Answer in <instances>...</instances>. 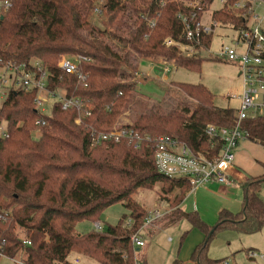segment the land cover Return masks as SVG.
I'll use <instances>...</instances> for the list:
<instances>
[{"label":"trees","instance_id":"obj_1","mask_svg":"<svg viewBox=\"0 0 264 264\" xmlns=\"http://www.w3.org/2000/svg\"><path fill=\"white\" fill-rule=\"evenodd\" d=\"M6 1L9 7L0 14V66L14 62L30 70L33 62L40 61L52 74L51 90L82 97L92 106V115L78 126L74 122L78 111H64L56 103L51 115L44 116L46 124L37 126L41 115L34 108V91H12L5 99L0 108V128L3 124L7 128V137L0 133V250L6 258L22 264H73L76 257L100 264H135L137 249L130 237L144 226L148 212L134 196L158 185L163 195L180 190L168 214L169 223L186 217L206 235L193 252L199 264L224 262L205 253L220 228L252 234L264 227V202L259 196L264 176L241 184V210L222 209L216 225L210 226L196 212L182 214L180 204L190 190L189 180L168 178L156 168L153 140L169 136L215 158L222 143L208 137L206 126L236 125V110L216 106L215 96L204 85L177 83L195 102L193 108L180 103L162 111L159 104L132 123L118 121L136 97L135 84L126 81L131 76L126 67L137 69L140 62L131 64L130 51L142 60L156 57L191 71L199 70L206 58L215 59L205 51L210 36L191 57L163 45L166 36L182 39L180 15L192 16L194 10L186 5L191 0H0ZM203 1L211 5L215 0ZM253 1L225 0L211 19L223 28L246 30ZM239 2L245 6L237 8ZM204 11H194L197 20ZM94 13H104L108 23L118 16L124 22L115 31L101 29L91 18ZM117 31L128 33L118 35ZM63 56L88 58L79 66L88 75L87 88L76 87V77L58 68ZM117 122L153 140L138 150L126 141L92 148V131L109 132ZM242 125L250 141L264 146V116L249 118ZM35 132L41 135L36 137ZM118 203L130 212L132 227L119 223L87 234L75 231L81 221L100 222V215Z\"/></svg>","mask_w":264,"mask_h":264},{"label":"built area","instance_id":"obj_2","mask_svg":"<svg viewBox=\"0 0 264 264\" xmlns=\"http://www.w3.org/2000/svg\"><path fill=\"white\" fill-rule=\"evenodd\" d=\"M215 1H219L223 6L225 4V0ZM244 3L239 2L235 6L241 8L245 6ZM254 4L255 1L252 2V7L248 9V13L256 21L255 24L250 25V20L247 19V29L241 32L236 31L238 36L230 45L222 43L218 49H214L216 37L219 36L217 31L221 25L211 18L208 22L202 20V18L200 20L196 19L194 11L203 10L210 6L203 0H191L186 4L194 10L190 18L180 15L184 24L181 34L182 39L177 40L166 36L163 42L166 48H177L181 56L191 57L198 52L199 47L203 46L204 39L210 36L212 41L205 48L207 54L218 61L236 63L240 67L239 76L242 79V90L237 96L239 107L236 110V125L232 128H226L208 124L205 129L208 137L222 143L217 157L209 158L202 152H194L182 142L169 136H161L155 140L150 139V136L141 135L133 128L124 127L119 122L109 132L92 131L90 136L91 147L95 148L109 142L120 143L126 141L134 149L138 150L144 144L153 140L154 159L158 172L168 178L188 179L189 184H191L190 192L210 185L225 189L236 187L239 182L234 174L242 173V171L235 165L236 156L234 151L242 140H249V132L242 123L249 118L264 116V16L260 18L254 15ZM8 7L9 3L7 1L0 2V14L2 9L6 10ZM155 24V21L152 20L150 27L153 28ZM82 61H88V58L63 56L58 60L57 65L66 75L76 77V87L87 88L88 75L79 70ZM151 61L153 62L152 64H168V62L160 58H153ZM0 69L5 71L1 79V84L4 88L2 92L0 91L1 95L7 98L12 91L35 92L34 108L41 115V118L36 121L37 126L46 124L44 116L51 115L53 106L56 103H60L64 111L72 109L78 111L74 119L75 124L78 126L83 125L85 118L92 115V106L88 100L82 97H68L59 89H50L49 82L52 79V74L40 61L33 62L30 70L19 68L14 62L1 65ZM165 69L166 71L168 70L166 67ZM136 75L137 78L143 76V74L139 73ZM6 129V124H3L0 128V133L3 137H7ZM169 210L170 203L166 200L161 201L156 208L149 211L143 227L153 226L165 217ZM122 225L130 228L133 225V221L129 218ZM95 226L97 231H103L105 228L101 222H96ZM140 231L141 229L132 233L130 237L137 251L146 246ZM24 243L30 244L29 242ZM3 254L0 250V257H5ZM11 261L22 264L13 259ZM80 261L81 258L76 257L72 260V263L79 264ZM135 264H144V262L138 261L137 254ZM222 264H229V261H224Z\"/></svg>","mask_w":264,"mask_h":264},{"label":"rangeland","instance_id":"obj_3","mask_svg":"<svg viewBox=\"0 0 264 264\" xmlns=\"http://www.w3.org/2000/svg\"><path fill=\"white\" fill-rule=\"evenodd\" d=\"M102 4V3H100ZM223 5L219 1H214L202 14V20L209 21L214 11L219 10ZM254 15L258 17L264 16V0H256L254 4ZM104 13H94L91 16L93 22L101 29L108 28L109 30H116V27L122 25L124 22L121 16H118L112 23H108L107 17ZM249 24L254 25L256 21L251 18ZM117 31V34H126L128 31ZM86 32L82 33L86 36ZM216 42L214 49H218L220 44L230 45L238 36V33L231 28H219L217 31ZM124 36V35H122ZM131 63L137 66L140 62L141 69L148 73L150 77L143 82L137 78L139 72V65L137 69L126 67V72L130 74L127 78L128 83H134L136 88V97L130 108L119 117L120 123H132L136 117L143 113L154 112L159 104L162 111H168L171 106L176 104H184L187 107H195V102L185 95L178 87L177 83L184 84H202L208 91L215 96V104L220 108H232L237 110L239 107V100L237 96L242 90V79H240V67L236 63H229L218 61L215 59H205L202 61L199 70L191 71L185 68H178L173 63L158 64L152 69L153 62L151 60H142L135 52L130 51ZM156 59V57H154ZM142 60V61H140ZM165 67L168 69L166 71ZM152 69V70H151ZM4 70L0 69V91L4 88L1 84ZM167 76V80L163 77ZM138 80V81H137ZM6 97L0 94V108L2 107ZM171 105V106H170ZM38 137V132L33 133ZM235 153V165L243 170L248 178H257L264 176V146L250 141L248 139L242 140ZM240 178L238 174L236 176ZM241 188L239 184L236 188L230 189L229 193L223 194L217 192L220 198H225L232 202V205L238 206L243 203L244 190L241 188V200L238 197V189ZM180 190L174 191L168 195H163L158 185L153 190H139L134 198L145 208V211L154 209V203L161 201H168L170 209L172 204L179 198ZM259 196L264 202V182L261 183ZM200 215L203 220L209 224H214L217 216L215 210L212 212L199 208ZM171 210L168 211V214ZM211 212V213H210ZM166 215L150 229L141 228L140 235L144 239L146 246L137 251V258L139 262L146 259L147 264H174L175 262L191 260L192 253L196 246L205 241L206 235L199 227L194 226L192 222L183 217L176 223H169V215ZM201 217V218H202ZM130 218V212L120 203L107 208L99 218V221L104 226L124 224ZM205 221V222H206ZM216 225V223L214 224ZM159 226L157 229L152 227ZM95 222L81 221L76 225L75 231L79 234H87L95 230ZM23 235V231H20ZM206 255L215 260L229 261V264H264V227L257 233L244 234L232 227L220 228L216 231L213 239L209 242L205 251ZM80 256V255H78ZM82 257V256H81ZM0 264H14L6 257H0ZM79 264H100L95 260L88 258H81ZM192 264H194L192 262Z\"/></svg>","mask_w":264,"mask_h":264},{"label":"crops","instance_id":"obj_4","mask_svg":"<svg viewBox=\"0 0 264 264\" xmlns=\"http://www.w3.org/2000/svg\"><path fill=\"white\" fill-rule=\"evenodd\" d=\"M157 63H159V62H157ZM157 65L158 64H153L152 69H154L155 66H157ZM138 73L139 74H143V80H142L143 82L146 80V78H149L150 77V72L145 73L141 69V66L140 65H139V72ZM141 78L142 77H140L139 79H141ZM163 78H164V80H167V76L166 77L164 76ZM237 168H239V167L237 166ZM239 169L242 171V173H235L234 174L235 177L238 174L240 175V178H237V180H238L239 183L236 185V187L239 184H243L246 181H248V178H249V177H247L245 175V173L243 172V170L241 168H239ZM236 187H233V188H236ZM233 188L225 189V188H222V187L220 188V187H218L216 185H210L208 187L206 186V188H199V189H197L194 192L188 191L186 193V195H185L182 203L180 204V208H181L182 214L185 215L187 213H190L191 214V212H196L200 217H202L200 215V213H199L200 212L199 208H204L205 210H209L211 212H212V209H213V210H215V215L217 216L216 220L214 221L216 223L217 220H218L219 212L222 209H227V210H230V211H232L234 213L239 212L241 210V208H242V204H241V206H240V204L238 206H234V205H232V202L231 201H228L225 198H220V196L217 194V192L223 193V194H227V193H229L230 189H233ZM240 189L241 188L238 189V197L241 196ZM239 199L241 200V197ZM158 205H159V203H154V208H156V206H158ZM181 219H182V217H181ZM181 219H179V220H181ZM201 219L203 220V217ZM205 223L208 224V225H210V226H212V225L215 224V223L214 224H209V223H207V221ZM170 224H173V223H170ZM157 227H159V226H155V227H152V228L156 230ZM146 228L147 229H150L149 227H146ZM190 259L191 260L182 261L181 264H192V262L194 264H199L198 263V261H199L198 259L197 260H194L193 259V253H192V258H190ZM143 262H144V264H147L146 263V259H144Z\"/></svg>","mask_w":264,"mask_h":264},{"label":"water","instance_id":"obj_5","mask_svg":"<svg viewBox=\"0 0 264 264\" xmlns=\"http://www.w3.org/2000/svg\"><path fill=\"white\" fill-rule=\"evenodd\" d=\"M0 19L2 20L3 19V16H0Z\"/></svg>","mask_w":264,"mask_h":264}]
</instances>
